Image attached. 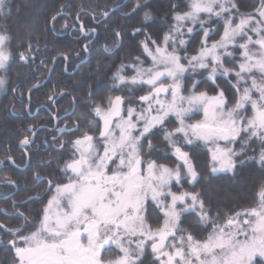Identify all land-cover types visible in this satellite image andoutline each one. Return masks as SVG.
I'll return each mask as SVG.
<instances>
[{
  "label": "snow or ice",
  "instance_id": "snow-or-ice-1",
  "mask_svg": "<svg viewBox=\"0 0 264 264\" xmlns=\"http://www.w3.org/2000/svg\"><path fill=\"white\" fill-rule=\"evenodd\" d=\"M26 6L43 7L53 26L62 17L55 0ZM14 10L22 11L14 0H0V20ZM159 11L167 27L155 36L150 0H132L123 13L129 21L142 13L138 26H106L113 48L106 44L104 54L127 45L126 55L103 92H97L103 81L87 85L83 112L65 129L73 138L59 142V175L46 181V202L30 198L42 205L34 214L18 211L16 227L0 224V264H264V175L247 207L214 212L212 190L214 179L241 178L250 166L264 174V0H160ZM101 16L108 20L109 11ZM33 27L26 25L27 43L13 50L11 28L0 24V70L35 61ZM80 32L98 38L83 23ZM6 84L0 76V89ZM71 100L80 103L75 95ZM34 129L19 140L25 155ZM157 143L173 163L153 158ZM5 159L16 164L10 154ZM202 182L207 188L195 190Z\"/></svg>",
  "mask_w": 264,
  "mask_h": 264
},
{
  "label": "trees",
  "instance_id": "trees-1",
  "mask_svg": "<svg viewBox=\"0 0 264 264\" xmlns=\"http://www.w3.org/2000/svg\"><path fill=\"white\" fill-rule=\"evenodd\" d=\"M37 2L46 5L51 4L52 0H14V9L20 7L22 11L17 15L14 10L10 19L0 20V24L6 23L11 28L14 36L13 50L17 44L27 43V24L34 26V37H39V46L35 42L32 44L34 51L31 55L35 57L34 62L30 60L29 63H25L17 60L11 64L7 72L0 70V76H4L7 80L6 86L0 89V159L10 154L16 160V164L5 160L0 168V224L5 227H16L20 223L16 219L18 211L24 212L25 215L34 214L42 206L39 200L30 198L40 195L46 202L47 196L44 195L46 181L54 178L51 175L53 172L59 175L57 163L61 157V152L57 150L59 142L73 138L65 129L74 127L75 116L83 112L87 85L103 81L97 89V92H103L105 85L110 82L109 78L115 65L126 55L127 45L125 49L116 52V55L104 54L103 49L106 44L109 48H113L111 29L106 26L114 22L125 27L138 26L142 17V13H139L131 21L123 18V13L130 10L132 0H55V6L59 8L62 5L63 9L62 17H58L53 26V22L44 18L43 7L32 9L26 6ZM150 3L156 14L149 30L155 36L158 35L157 30L166 28L167 24H162L161 21L163 12L159 11L160 0H150ZM248 3H251V0H248ZM117 5L120 7L117 8ZM104 10H110L108 20H104L101 16ZM93 11L96 14L95 20L92 18ZM80 23H83L84 28L88 30L96 28L98 38L93 35L85 37L80 32ZM138 38L143 39V37ZM89 40L93 43L87 58L75 68L76 63L84 58L83 45ZM192 50L190 48L189 53ZM61 52L68 55L67 61L58 57V53ZM52 57H58L54 64L51 63ZM41 60L47 63V67L40 64ZM98 62L103 64V67H99V75ZM32 84H38V87L33 88L29 94L27 89ZM221 84L224 86L222 82ZM205 86V84L201 85L202 88ZM12 88H16L17 92L13 93ZM61 91H66L68 94L61 96L59 94ZM20 92L24 95L20 96ZM73 95L80 103L73 105L71 100ZM50 96L52 99H49ZM170 120L173 123L169 127H174L175 118L170 117ZM32 125L37 128L35 143L30 146L31 151L25 155L24 150L20 148L19 140ZM157 147L159 151L154 159L162 163L174 162V157L170 152L163 150V145L157 143ZM64 158L67 156L65 155ZM198 163L207 175L204 158L201 157ZM257 168L258 166H250L241 178L235 180L214 179L213 211L215 212L216 207L227 212L236 206H250L255 197L256 184L264 175ZM35 172H39L44 179L37 180L34 176ZM5 177L11 178L15 183L4 182ZM201 187L207 188V185L202 182L195 190L199 191Z\"/></svg>",
  "mask_w": 264,
  "mask_h": 264
},
{
  "label": "water",
  "instance_id": "water-1",
  "mask_svg": "<svg viewBox=\"0 0 264 264\" xmlns=\"http://www.w3.org/2000/svg\"><path fill=\"white\" fill-rule=\"evenodd\" d=\"M113 8H115V7H113ZM109 11H110V10H109ZM80 25H81V23H80ZM90 29H91V28H90ZM87 55H88V52H85V56H84V58L76 63L75 68H76V67H77L82 61H85V60H86ZM47 76H48V74H47ZM27 110H28V109H27ZM54 121H55V120H54ZM36 130H37V128L35 129V132H36ZM3 159H5V158H3ZM5 160H6V159H5ZM1 167H2V165H0V168H1Z\"/></svg>",
  "mask_w": 264,
  "mask_h": 264
},
{
  "label": "flooded vegetation",
  "instance_id": "flooded-vegetation-1",
  "mask_svg": "<svg viewBox=\"0 0 264 264\" xmlns=\"http://www.w3.org/2000/svg\"><path fill=\"white\" fill-rule=\"evenodd\" d=\"M85 30H88V28L87 29H85ZM55 119V118H54Z\"/></svg>",
  "mask_w": 264,
  "mask_h": 264
},
{
  "label": "rangeland",
  "instance_id": "rangeland-1",
  "mask_svg": "<svg viewBox=\"0 0 264 264\" xmlns=\"http://www.w3.org/2000/svg\"><path fill=\"white\" fill-rule=\"evenodd\" d=\"M200 118V117H199ZM199 118H197V119H199Z\"/></svg>",
  "mask_w": 264,
  "mask_h": 264
}]
</instances>
